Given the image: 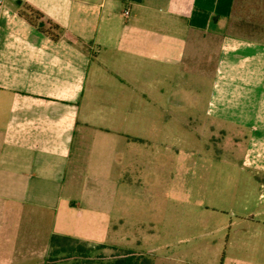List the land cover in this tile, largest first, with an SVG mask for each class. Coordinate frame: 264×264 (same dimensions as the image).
Returning <instances> with one entry per match:
<instances>
[{
	"label": "crops",
	"instance_id": "obj_1",
	"mask_svg": "<svg viewBox=\"0 0 264 264\" xmlns=\"http://www.w3.org/2000/svg\"><path fill=\"white\" fill-rule=\"evenodd\" d=\"M234 5L0 0V264H44L52 235L83 238L61 230L71 221L119 219L118 186L107 179L125 162L132 134L95 135L104 141H95L100 160L85 162V133L108 130L99 123L107 120L104 109L114 124L161 123L157 109L178 104L156 85L174 73H201L198 57L217 61L206 120L222 124L242 168L264 174V43L232 34ZM28 9L40 20L30 23ZM81 161L93 174L78 171ZM259 199L263 205L264 191ZM252 217L184 238L180 230L184 247L172 264H264V205Z\"/></svg>",
	"mask_w": 264,
	"mask_h": 264
},
{
	"label": "rangeland",
	"instance_id": "obj_2",
	"mask_svg": "<svg viewBox=\"0 0 264 264\" xmlns=\"http://www.w3.org/2000/svg\"><path fill=\"white\" fill-rule=\"evenodd\" d=\"M229 23L232 34L264 43V0H235ZM216 45L215 41L214 49ZM216 62V56L198 57L195 64L201 73H174L156 85L163 89L165 100L178 104L171 106L167 102L166 107L157 109L159 124H114L111 110L104 109L107 120L99 123L108 130L90 127L91 131L85 133L88 140L82 155L85 162L93 157L100 160L96 143L104 141L95 135L107 139L116 135L120 139L125 138L121 129L131 132L130 151L123 155L125 162L117 165L107 179L108 186H118L119 219L71 221L62 231L84 232L83 238L72 237L90 246L116 244L147 252L145 255L154 264H172L175 252L184 247L177 243L180 230L181 238L189 231L206 234L223 227V223L245 216L253 218L262 210L259 195L264 187L259 180L264 179V174L242 168L239 147L231 149L233 141L225 137V131L221 132L222 124L210 123L205 117ZM101 86L108 87L107 82ZM100 115L98 112L97 117ZM90 138H95L92 144ZM85 162H80L78 171L86 176L93 174L88 167L83 169ZM127 184L132 186L131 192ZM135 239L140 241V247L126 244ZM99 253L107 256L110 251L101 249Z\"/></svg>",
	"mask_w": 264,
	"mask_h": 264
},
{
	"label": "trees",
	"instance_id": "obj_3",
	"mask_svg": "<svg viewBox=\"0 0 264 264\" xmlns=\"http://www.w3.org/2000/svg\"><path fill=\"white\" fill-rule=\"evenodd\" d=\"M27 13L29 14L27 20L30 23L41 18L35 11L28 9ZM39 26L43 27L41 23ZM101 249H108L109 255L99 253ZM44 264H153V262L145 254L130 248L104 244L90 246L73 237L52 235Z\"/></svg>",
	"mask_w": 264,
	"mask_h": 264
},
{
	"label": "built area",
	"instance_id": "obj_4",
	"mask_svg": "<svg viewBox=\"0 0 264 264\" xmlns=\"http://www.w3.org/2000/svg\"><path fill=\"white\" fill-rule=\"evenodd\" d=\"M124 15L127 16L128 15V12L127 11H124Z\"/></svg>",
	"mask_w": 264,
	"mask_h": 264
}]
</instances>
